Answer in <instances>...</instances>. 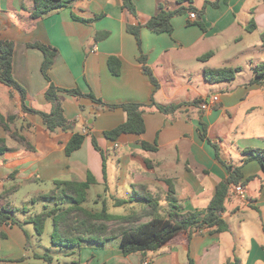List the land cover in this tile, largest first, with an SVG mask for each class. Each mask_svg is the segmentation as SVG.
<instances>
[{"label": "crops", "instance_id": "obj_1", "mask_svg": "<svg viewBox=\"0 0 264 264\" xmlns=\"http://www.w3.org/2000/svg\"><path fill=\"white\" fill-rule=\"evenodd\" d=\"M133 1L137 15L123 7V0H68L33 17L34 0H0V41L15 42L13 76L26 89V105L48 113L55 106L46 97L45 55L31 46L35 42L57 50L48 69L55 85L85 94L78 97L58 91L64 114L75 125L73 131L50 132L43 117L24 111L20 94L0 82V114L7 118L6 126L0 122V138L9 147L0 154V208L17 207L8 197L30 184L39 188L24 195L25 203L40 198L50 200L44 210L52 204L57 207V199L46 196L55 189V182H82L91 173L96 182L90 185L84 204L89 209L99 211L106 203L110 213L116 208L130 210L116 215L139 212L147 204L136 197L135 189L144 186L159 202L161 217L173 203L181 212L204 210L217 185L230 174L216 155V144L223 161L241 167L244 180L255 176L242 185L245 197L233 190L226 203L223 216L229 229L204 228L195 231L190 241L182 232L144 254L125 255L120 236L104 244L84 242L81 247L42 245L44 252L28 242L32 233L24 223H32V217L24 222L17 219L22 226L0 223V264H54L55 253L60 262L64 258L60 264H190L191 259L194 264H226L235 258L241 264H264V168L244 151L264 148V83L253 81L254 68L264 63V0H220L218 6L207 5L202 14L198 10L207 0L185 2L186 8L197 9L195 20L190 18L192 10L175 15L171 34L143 26L140 42L128 25L144 24L161 5L175 10L181 4L179 0ZM251 22L255 27L249 30ZM208 52L211 57L201 60ZM111 57L120 60L119 74L110 69ZM207 67L240 70L230 81L210 82L205 77ZM89 93L106 103L144 104L145 131L107 138L105 131L125 122L127 113L121 107L99 104ZM212 94L219 95V102L201 109L200 100ZM170 104L179 107L169 113L157 107ZM74 132L83 133L85 139L67 155L66 145ZM145 142L154 148L145 149ZM171 190L176 202L169 199ZM117 200L127 202L119 205ZM51 224L49 218L45 232L50 236Z\"/></svg>", "mask_w": 264, "mask_h": 264}, {"label": "trees", "instance_id": "obj_2", "mask_svg": "<svg viewBox=\"0 0 264 264\" xmlns=\"http://www.w3.org/2000/svg\"><path fill=\"white\" fill-rule=\"evenodd\" d=\"M194 0H179L181 6L175 10H169L163 5L160 6L156 15L151 16L144 24L128 25V31L135 35L138 42L141 41V29L143 26L148 27L156 33H173L174 26L172 19L175 15L185 12L186 10L196 11L194 6L186 8L183 4L185 2L192 3ZM220 0H207L203 8L198 12L202 14L207 5L218 6ZM35 7L32 11L33 17H40L45 13L58 9L65 5L68 0H34ZM228 3L229 0H223ZM123 7L128 9L132 14L137 15L138 11L133 0H123ZM255 24L251 22L247 28L252 30ZM262 40L264 42V32L262 33ZM31 46L40 48L45 55L42 71L45 77L49 80V85L46 90V97L48 101L53 103L54 109L48 113L30 108L25 103L26 89L13 76V61L15 53V42L13 40L4 39L0 41V82L8 85L14 91H17L22 100V108L26 112L40 114L50 132H55L58 128L65 131H73L75 123L69 120L63 111V107L59 101L58 91H65L74 96H85V94L78 88H61L56 86L51 80L48 69L55 62L57 50L53 46L43 44L41 42L32 43ZM212 55L208 52L200 57L201 60H207ZM120 60L116 57L109 59V66L114 74L120 73ZM240 68L219 67V68H205V77L210 82L230 81L235 78L236 72ZM146 73L151 80L158 84L152 71L145 67ZM254 82L264 83V63L258 64L255 68ZM89 98L98 102L101 105L111 108L121 107L127 113L125 122L105 131V136L110 139H117L123 133L142 134L145 129V120L143 116L144 104L138 102H123L120 104L106 103L102 99L97 98L94 94H87ZM157 107L169 113L179 107L177 104L157 105ZM5 118L0 114V122L6 126ZM20 140L25 141V138L19 137ZM85 135L80 132H74L71 139L66 145L67 155L74 150L81 147ZM95 146L101 150L97 141L94 139ZM213 143V142H212ZM145 149H153V145L143 143ZM217 150V157L228 167L230 174L226 180L220 182L216 191L211 198L208 206L204 210H194L181 212L180 206L173 203L172 209L165 217L159 215V202L151 195L146 187L141 186L135 189V195L142 198L147 207L141 211L131 212L127 215H116L108 211L106 203L99 211L89 209L84 204L87 201L88 189L91 184L96 182V178L89 173L86 181H56V187L49 193L47 197L57 199V207L52 209L45 208L44 211L32 217L29 221L34 224L36 234L43 235L47 220L52 218L53 231L51 234V243L57 247H76L82 246L84 242L104 244L106 240L121 237V244L125 255L147 251L157 250L165 242L179 233L185 232L188 235L189 241L195 231L204 228H214L218 232H225L229 229L228 222L223 216L226 209V203L232 195L233 187L246 181L253 179L255 176H250L244 180V175L240 166L234 167L231 163L223 161L221 158L220 148L214 144ZM31 147V146H29ZM9 150L6 139L0 138V154ZM245 153H248L250 159H256L261 162L264 168V148H245ZM104 173L106 174V160H104ZM60 193H57V191ZM169 199L177 201L172 190L169 192ZM126 200H117L119 205L126 203ZM18 211L17 207L4 205L0 208V223L1 224H23L18 221L14 214ZM146 216H151V219L144 220ZM5 237L4 233H1ZM29 242V240H28ZM47 259L49 258L46 255ZM51 257V256H50ZM3 260V258H0ZM19 262V261H18ZM24 264V263H19ZM190 264H194L191 259ZM226 264H241L239 258L233 261L228 260Z\"/></svg>", "mask_w": 264, "mask_h": 264}, {"label": "rangeland", "instance_id": "obj_3", "mask_svg": "<svg viewBox=\"0 0 264 264\" xmlns=\"http://www.w3.org/2000/svg\"><path fill=\"white\" fill-rule=\"evenodd\" d=\"M39 188V185L37 184H30L27 185L26 187H22L19 191L13 193L10 197H8V202H10L12 205H15L17 207H23L24 205H27V209L23 210V209H19L15 214L14 217L16 219H20L21 221H26L27 219L29 220L31 217H34L35 215H37L38 213L42 212L44 210V205L49 202L50 200L48 199H40V198H36V200L33 202L30 199L29 202L25 203L23 201L24 199V195L27 194V192L34 190H37ZM34 197V196H33ZM28 199V200H29ZM49 205V204H48ZM89 206L94 207L95 204L93 202H89L88 203ZM52 205L49 206V209H52ZM112 213L116 214V213H127V211H130L128 209H124L123 208H116V209H112L110 210ZM25 227L31 231L32 236L29 239V243H31L33 245V247L35 249L38 250H43L44 252H47L46 248H44L42 245L46 246V247H53L52 243H51V236L49 235L48 231L43 233V235L39 236L41 239L38 238V235L36 234L35 230H34V226L32 223H24ZM49 226V225H48ZM52 224L50 227V230L53 231L52 229ZM49 253H53V251H49ZM55 255V262L54 264H60L63 263V257H61V262L59 260L56 259L58 254H54ZM49 256V255H48ZM50 258V256H49ZM45 264H48V262H46Z\"/></svg>", "mask_w": 264, "mask_h": 264}, {"label": "built area", "instance_id": "obj_4", "mask_svg": "<svg viewBox=\"0 0 264 264\" xmlns=\"http://www.w3.org/2000/svg\"><path fill=\"white\" fill-rule=\"evenodd\" d=\"M198 17V13L196 11L190 12V18L195 20ZM219 102V95L212 94L210 96L204 97L200 100V108L203 110L213 108ZM233 190L236 194L240 195L241 197H245L244 195V188L242 184L235 185Z\"/></svg>", "mask_w": 264, "mask_h": 264}]
</instances>
